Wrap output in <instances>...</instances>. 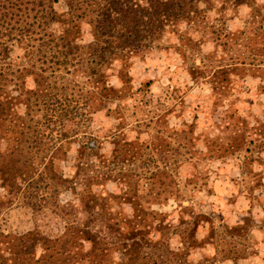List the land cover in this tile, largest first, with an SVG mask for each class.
Here are the masks:
<instances>
[{"label": "rangeland", "instance_id": "rangeland-1", "mask_svg": "<svg viewBox=\"0 0 264 264\" xmlns=\"http://www.w3.org/2000/svg\"><path fill=\"white\" fill-rule=\"evenodd\" d=\"M77 24L84 46L90 26L84 17ZM185 25L114 60L101 100L87 99L96 86L71 67L46 80L54 105L40 97L27 108L18 97L0 113V168L34 160L19 196L12 189L0 199V255L14 236L37 230L64 262L65 222L74 217L61 208L81 205L64 180L88 158L92 191L112 195L111 216L182 250L190 264H264V0H218ZM48 28L59 33L56 22ZM17 51L13 64L24 58ZM24 82L33 85L28 75ZM28 190L42 202L37 210Z\"/></svg>", "mask_w": 264, "mask_h": 264}, {"label": "trees", "instance_id": "trees-1", "mask_svg": "<svg viewBox=\"0 0 264 264\" xmlns=\"http://www.w3.org/2000/svg\"><path fill=\"white\" fill-rule=\"evenodd\" d=\"M215 1L218 0H0V113H5L18 97L27 108L40 97L47 107L54 105L58 97L54 93L50 96L51 85L46 80L51 74L72 71L71 67L81 69L95 84L93 88L96 86L86 98L101 100L107 93L105 73L114 60L131 51L152 48L165 32L179 30L182 23L191 27ZM222 1L241 5L252 0ZM58 3L65 5V9L57 10L55 5ZM83 17L92 36L84 46L72 33L74 28L78 32L77 21ZM50 22L58 24V34L49 30ZM15 49L24 57L17 64H13ZM46 71L48 76L44 74ZM27 75L31 77L32 87H27L24 82ZM13 89L17 94H13ZM65 113L58 119L61 124L67 119ZM88 148L93 149L92 145ZM20 160L24 167L14 165L12 171L0 168V186L5 189L4 193L0 192V199L6 193L12 194V189V197L19 196L22 183L27 184L26 166L34 160L29 154ZM88 164V158H83L76 165L72 178L64 180L70 182L73 193H78L81 202L78 210L65 204L61 208V212H69L74 217L65 222L61 243L64 262H56L54 251L46 244L51 240L47 235L27 230L14 236L11 243L7 242V255H0V259H4L0 264L189 263L182 257V250L172 249L161 239H151L147 232L135 229V224L128 226V222L111 216L108 196L112 195L92 191ZM76 182L80 184L79 192L75 190ZM22 195L33 210L42 206V202L36 203L30 190ZM6 201L11 204V198ZM134 207L137 208L136 203L133 210ZM38 245L43 248L35 256Z\"/></svg>", "mask_w": 264, "mask_h": 264}]
</instances>
